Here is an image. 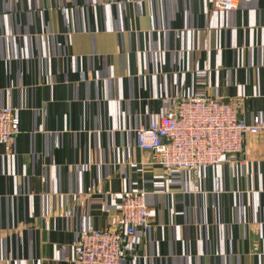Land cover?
<instances>
[{"label": "crops", "instance_id": "1", "mask_svg": "<svg viewBox=\"0 0 264 264\" xmlns=\"http://www.w3.org/2000/svg\"><path fill=\"white\" fill-rule=\"evenodd\" d=\"M187 95L264 122V0H0V108L21 127L0 145V264H74L128 193L152 215L128 264H264V133L194 173L136 146Z\"/></svg>", "mask_w": 264, "mask_h": 264}, {"label": "built area", "instance_id": "2", "mask_svg": "<svg viewBox=\"0 0 264 264\" xmlns=\"http://www.w3.org/2000/svg\"><path fill=\"white\" fill-rule=\"evenodd\" d=\"M240 0H213L216 8L233 10ZM21 132L20 119L9 107L0 108V145H11ZM264 122H247L237 107L214 96L171 98L170 107L156 124L136 130V146L151 153L153 164L166 170L197 172L220 164L226 155L258 150ZM117 228L91 229L75 242L74 264H128L137 256L129 244L137 230L151 228V211L143 194H125Z\"/></svg>", "mask_w": 264, "mask_h": 264}]
</instances>
